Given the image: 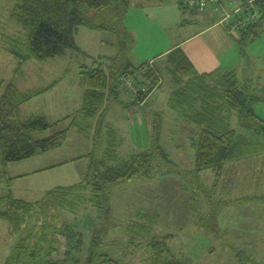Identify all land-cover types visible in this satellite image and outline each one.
Instances as JSON below:
<instances>
[{"label":"rangeland","instance_id":"1","mask_svg":"<svg viewBox=\"0 0 264 264\" xmlns=\"http://www.w3.org/2000/svg\"><path fill=\"white\" fill-rule=\"evenodd\" d=\"M177 1L129 0L123 21L127 35L122 30L119 33L96 30L91 32V29L79 28L75 38L77 39L78 35L81 40L82 47H80L85 50L88 64H92L90 63L92 59L99 60L98 62L104 66L108 75L111 76L110 81H112L114 72L124 68L127 63L135 64V66L150 63L152 57L164 52L173 44L172 42L181 40L191 31L204 27L203 21H193L196 15H199L200 19V10L193 13L195 10L183 8L180 11L184 18L177 16L180 15L179 8L176 6ZM228 1L235 3L232 9L243 5L242 8H245V4L248 2V0ZM212 4L214 3L210 2L208 6L210 9H212ZM13 5L14 3L9 0H0V93L5 92V88L10 82L20 84L23 89H26L21 91L22 89L15 85L19 91L28 92L30 89L45 88L47 84L49 85L66 74L65 82L49 97L37 98L35 96L37 100L29 102L21 114L19 113L21 119L39 115L46 116L47 120L54 124L57 121L53 120L59 118L60 112L64 111L63 99L65 95L75 91L74 86L71 85L75 81V70H79L81 74L82 65L87 66V64L80 63L84 62L80 55L77 54V58L73 57L76 51L72 50L65 52L67 54L63 57L20 63L18 59L3 49L5 46L16 49L15 43L18 44L19 40L22 41L26 38V32L21 26L10 19ZM163 5L166 9L160 8ZM165 5L167 6L165 7ZM252 7L255 8V5H249L245 13H250ZM137 11L140 13L134 15ZM260 14L263 13L260 12ZM127 15L129 17L126 19ZM188 20L193 22L190 29L185 24ZM256 25L254 31H258L260 37L252 43L251 40L248 41V47H246L249 49L248 53L252 59L246 64L247 66L242 63L239 70L242 78L245 75H248L249 78V74L253 73L250 76L251 81L253 80L251 83L260 91L264 86V20ZM236 29L234 26L232 27L233 32H236ZM91 33H94L95 37L90 36ZM69 53L71 59L66 58ZM120 56L122 58L118 59ZM90 57L92 59H89ZM136 58L139 63H136ZM157 59L156 64L159 67H162V64L166 62L162 56ZM244 61H246L245 58ZM245 67H251V69L248 68L245 71ZM162 74L166 81L156 93L151 95L150 105L146 111H160V116L163 118L160 143L164 149L168 150L170 159L173 162L176 161L177 165L179 164L178 168L173 169L174 172L165 169L159 171V167L155 165L151 171L152 178H138L133 180L134 182L130 181L114 190L110 197L109 208L111 211L105 217L103 214H99V210L93 205H89L87 209L83 205H78V208H81L77 215L52 209L49 210L48 217L53 222L55 221V226L59 230L64 224H70L71 227L75 226V236L82 235L81 250L71 251L79 264H85V253L83 252L90 249L94 237L98 241L95 247L96 251L100 254H107L119 264H163L172 257L182 259L186 264H264V248L257 247L259 248L258 252L262 254L252 252L248 247L238 248V231L222 228L228 223L229 218L215 223L213 215H218L220 205H226V210H232L230 204L234 201L223 197H218L220 200L218 201L212 197V193L208 190L196 185L195 182L199 177L195 179V175H192L196 170L194 168L196 157L191 155L194 148H179L180 152L177 153L175 146H179L178 140L180 139V142H185L184 145H187L193 133L190 130L182 129V120L178 121L176 113L171 109L169 99L173 88L172 81L167 72L164 71ZM117 90L119 102H131L132 99L126 89L124 90L120 86ZM112 101L117 102L116 98ZM107 105L108 102H103L102 99L100 105H97L94 112L91 113L97 117V123H99L93 133L97 129L95 133L99 137L98 146L102 149L101 154L108 151L107 148L110 144L117 145L119 160H128L134 154L150 150L154 127H151L150 135L143 128L136 131L135 128L130 127V121H127L129 135L126 131L125 134L122 131L120 132L122 135L119 134L118 140L123 143L118 149V141H114V137L111 136L112 132L105 129L104 126L102 127L100 120L104 107ZM255 109L257 115L264 120V104L255 105ZM89 111H92V108H87V112ZM234 122L232 121L233 125ZM122 126L126 129L125 123ZM74 139L77 140V138ZM75 140L67 142L61 149L51 150V152L31 159L8 165L7 172L8 177L13 179L14 196L28 202H37L57 187H66L83 181L89 170V158L75 159L77 156H84L81 155L84 150L79 144L75 146ZM67 161L69 162L65 163ZM1 179L0 177V193L3 192V188L7 187L4 183L6 179H4L5 181ZM236 183L238 184V182ZM253 186L251 183V189L247 187L252 190ZM191 194L197 196L195 201L198 202L193 205L195 211L187 206L184 208L182 205L184 202L181 197L185 198L187 202ZM74 198L73 201H76L77 198ZM241 206L242 204H239V207ZM56 215L61 216L55 219ZM36 218H40L39 214ZM18 225L23 233L27 232L28 226L22 225L21 222ZM95 229L99 230L97 235ZM70 230L72 229H69V233L72 232ZM21 231L19 235L22 234ZM166 236L169 237L167 241L169 249L164 248L166 249L165 253L158 254L150 242L153 239H161ZM17 238L18 235L12 234L10 224L0 220V264L6 263ZM58 238L60 239L58 240ZM57 240L54 247L59 246L60 254H51V257L53 255L55 259L58 257L63 260L67 246L66 238L58 235ZM70 264L76 263L71 262Z\"/></svg>","mask_w":264,"mask_h":264},{"label":"trees","instance_id":"2","mask_svg":"<svg viewBox=\"0 0 264 264\" xmlns=\"http://www.w3.org/2000/svg\"><path fill=\"white\" fill-rule=\"evenodd\" d=\"M9 1L14 3L10 11V19L21 26L26 32V38L19 40L18 44L15 43L16 49L7 46L3 49L20 63L53 59L62 56L68 50L76 51L85 57L86 54L79 49L75 41L77 30L85 27L96 31L125 32L123 21L129 6V0ZM260 2L263 3V0H258L257 3ZM178 4L181 9L199 11L195 7L186 5L183 0H178ZM249 14H255L254 8L250 9V13L240 14L237 20ZM263 18L264 16H260L255 20L251 19L239 28L242 42ZM237 20H234V23ZM121 58L122 56L118 59ZM98 61L92 59L91 65H82L81 68L82 84L86 93L85 106L81 113H88L85 114L86 116L93 115L91 113L97 105H100L102 99L103 102L115 98L118 100L117 89L120 86L126 89L131 101L144 103L166 81L162 74L164 71L156 63L140 66L127 63L124 68L114 72L113 80L110 81L111 76ZM165 63L164 70L171 78L173 86L169 99L171 109L180 120L190 122L195 127L196 134L192 146L195 149L197 172L207 168L220 170L226 162L262 151L260 139L264 137V120L256 114L255 105L264 103V86L258 91L251 83L253 81H250L251 79L244 84L236 71L199 73L180 47L167 54ZM125 80L133 82L135 93L125 85ZM43 91L21 92L10 82L0 96V177L3 181L6 179L4 183L7 186L0 193V220L8 222L12 234L18 235L5 264H70L71 262L79 264L71 251L81 250L82 235L75 236V226L71 227L70 224H64L59 230L55 226V221L48 217L49 210L77 215L81 208H78V205H83L86 209L89 205H93L99 210V214L105 217L110 214V197L114 190L138 178H152L151 171L155 165L159 167V171L165 169L174 172L173 169L178 168L177 163L170 159V155L160 143L163 126L159 117L154 125L150 150L134 154L128 160H119L117 145L110 144L108 151H104V157H101L99 137L94 136L93 149L88 154L90 166L83 181L71 186L57 187L37 202L16 198L11 187L13 179L8 177V165L61 147L69 130L59 129L62 122L52 124L43 116L20 118L22 104ZM87 108H92V111L87 112ZM232 121L237 122L238 128ZM110 131L116 141L114 131ZM45 133L47 134L44 135ZM74 197L77 198V202L73 201ZM38 214L41 219L36 218ZM59 216L61 215H56L55 219ZM19 222L28 226L26 233L21 231ZM70 228L72 232L69 233ZM20 231L22 234L19 235ZM98 231L95 229L96 235ZM58 235L66 238L67 246L63 260L58 257L55 259L53 255L51 257V254H60L59 246L54 247L56 241L60 239L57 240ZM93 239L90 249L86 250L87 253L83 252L85 264H119L107 254L96 251L98 241L95 237ZM168 240L169 237L166 236L153 239L150 243L160 254V252L165 253L164 248L169 249ZM163 264H186V262L172 257Z\"/></svg>","mask_w":264,"mask_h":264},{"label":"crops","instance_id":"3","mask_svg":"<svg viewBox=\"0 0 264 264\" xmlns=\"http://www.w3.org/2000/svg\"><path fill=\"white\" fill-rule=\"evenodd\" d=\"M257 2L258 0H248V2L245 4V8H242L244 6L243 5L232 9L233 5L235 4L234 2L228 0H216V3L212 4V9H210V7H207L204 11H200V19L198 18L199 15H196V18H194L193 20L203 21L205 23L204 27L191 31L185 37L181 38V40L172 42L173 44L169 46L164 52L154 58L152 57L150 59V63H157V57L160 56H162L163 59H166L169 51L180 47L192 61L199 73H226L236 71L237 74H239V78L242 79L243 83L245 84V82L250 79V76H252L253 73L249 74V78L248 75H245L242 78L240 75L241 71L239 70L240 65L244 63V66H247L246 64L249 62V60L252 59L250 53H248L249 49H246V47H248L247 42L250 40L251 43L256 41L255 39L260 37V33L258 31H251L250 34L245 36V39L243 40V42L245 41L244 46H242V33L239 32V28L236 29V32H233L232 27L234 26V20H237L240 14H247L245 13V11L249 5H255L254 13L257 14V18H259L260 16H264V0L263 3ZM225 3H227L228 5ZM166 6L167 5H165V7ZM176 6L179 8L180 12V15L177 16L183 17L184 15L180 11L181 8L178 4V1ZM160 8L166 9L164 8V5ZM196 12L197 11L193 13ZM260 12H262L263 14L261 15ZM139 13L140 12L137 11L134 13V15H138ZM128 17L129 15L126 16V19ZM262 20H264V18ZM262 20H260L258 24H260ZM192 23L193 22H190L189 20L185 22L189 29L192 28ZM90 31L94 32L93 30ZM93 34L94 33H91L90 36L95 37ZM75 41L79 49L85 53V50H82L81 48L82 43L78 35ZM243 48L244 51L242 50ZM65 54L67 53H64L62 57ZM77 54L78 53L75 52V55L73 57L77 58ZM70 56L71 55L69 53V56L66 58L71 59L72 57ZM80 56L82 57V59H84V62L80 63L89 65L88 60H86V58L82 55ZM244 58L246 59V61H244ZM89 59H91V57ZM136 63H139L137 58ZM165 68L166 63L162 64V67H160L162 71H166L164 70ZM248 68L251 69V67H247L245 71H247ZM75 71V81L71 84L72 86H74L75 91L67 93L65 95L63 99L64 111L60 112L59 118H56L53 121L62 122V124L59 126V129H69L67 132V137L64 140L62 146L58 148L61 149L63 146H65V144H67V142H70L72 140H75L74 138H77V140H75V146H77V144L81 146V148L84 150L82 151L81 155H84L85 157L77 156V158L75 159L85 160L86 158L88 159V154L92 152L94 144L93 138L94 136H97V134L95 133L97 132V129L94 133L93 130L95 128H98L99 123H97V117L95 115L86 116L84 113H81L85 106L86 93L82 84V76L80 74V71L77 69ZM65 79L66 74H64L57 80L52 81L49 85L47 84L45 88H38L37 90L44 91L36 97H49L53 91H55L61 84L65 82ZM14 84L22 89L21 91L26 90L23 89L20 84H17L15 82ZM159 89L155 90L153 93H156ZM36 97H34L35 99L32 98L33 100H28L27 102L22 104L20 108V114L29 102L37 100ZM150 97L144 103H135L133 101L119 102L120 100H116L117 102H115L111 100L108 101V105L104 107V110L100 116L102 127L104 126L105 129H108V131H114L115 136L117 137L116 140L118 141V149L123 143L118 140V138H120L119 134L122 135V133L120 132L122 131L123 134L127 132L128 134L129 131H127V129H129L127 121L131 122L129 124L131 125L130 127L135 128L136 131H139L141 128H143L151 135V127H154L155 122L158 120V118L160 117L161 120H163L162 116H160V111H146L147 107L150 105ZM259 104L264 103H258L257 105ZM258 117L260 116L258 115ZM177 120L179 121L180 119L177 117ZM123 123L126 124V129L122 126ZM182 125V129L190 130L193 134L189 138L190 144L188 142L187 145H184L185 142H180V139L178 140L177 143H179V146H175L177 153L180 152L179 148H194L192 146L193 137H195L194 135L196 134L194 133V125L184 120H182ZM234 126L238 128L236 121L234 122ZM46 134L47 133H45L44 135ZM260 141L262 142V151H258L257 153L250 154L240 159L226 162L225 164H223L220 170H217L216 168H207L201 172H197L196 170H194L192 174L195 175V179L196 177H199L195 182L196 185L212 193L213 198L218 200V197H223L224 199H227L229 201H234L232 202V204H230L232 210H226V205L221 204L219 208L221 212L219 211L218 215H213L214 221L217 224L220 221L222 222L224 218H229L228 223L225 226H222V228H224V230L232 229L235 232L238 231V248L245 249V247H248L252 252H258L259 248L257 247L264 248V200L262 199L264 198V137L260 139ZM165 150L168 152L166 148ZM191 155L193 157L195 156V149ZM101 157H104V152L101 154ZM68 162L69 161L65 163ZM175 163L177 162L175 161ZM236 182H238V184ZM251 183H253L254 185L252 190H250ZM12 185L13 182L11 183V187ZM196 197L191 194L190 199H188L187 202L185 198L181 197L182 201L184 202L182 204L184 205L183 207L186 208L187 206V208L190 207L195 211L193 205L198 202L195 201ZM202 200L204 201V199ZM239 204H242V206L239 207Z\"/></svg>","mask_w":264,"mask_h":264},{"label":"built area","instance_id":"4","mask_svg":"<svg viewBox=\"0 0 264 264\" xmlns=\"http://www.w3.org/2000/svg\"><path fill=\"white\" fill-rule=\"evenodd\" d=\"M183 2L188 5L189 7H195L197 9H199L200 11H204L210 4V2L212 3H216V0H183ZM251 19H257V14H249L239 20H237L234 23V27L235 28H240L243 25L247 24ZM125 85L132 91H134L135 93V89H134V85L133 82L130 80H125Z\"/></svg>","mask_w":264,"mask_h":264}]
</instances>
